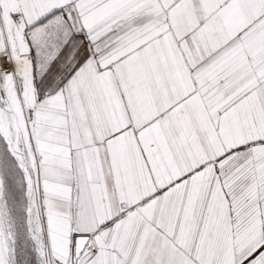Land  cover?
I'll list each match as a JSON object with an SVG mask.
<instances>
[{
	"label": "snow or ice",
	"instance_id": "obj_1",
	"mask_svg": "<svg viewBox=\"0 0 264 264\" xmlns=\"http://www.w3.org/2000/svg\"><path fill=\"white\" fill-rule=\"evenodd\" d=\"M0 264H264V0H0Z\"/></svg>",
	"mask_w": 264,
	"mask_h": 264
}]
</instances>
